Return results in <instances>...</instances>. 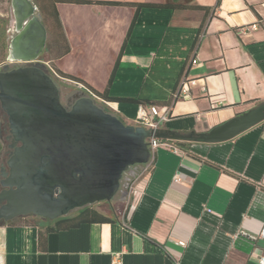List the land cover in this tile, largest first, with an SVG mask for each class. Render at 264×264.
Listing matches in <instances>:
<instances>
[{"label": "crops", "instance_id": "crops-1", "mask_svg": "<svg viewBox=\"0 0 264 264\" xmlns=\"http://www.w3.org/2000/svg\"><path fill=\"white\" fill-rule=\"evenodd\" d=\"M82 1L96 3L56 5L69 52L52 66L108 89L106 107L126 124L140 106H157L169 112L158 130L190 136L264 103V0H221L207 14L145 6L174 0ZM165 142L178 151L152 152L110 222H0V264H111L117 253L122 264H260L264 240L243 233L257 236L264 223V121L218 144Z\"/></svg>", "mask_w": 264, "mask_h": 264}, {"label": "water", "instance_id": "water-1", "mask_svg": "<svg viewBox=\"0 0 264 264\" xmlns=\"http://www.w3.org/2000/svg\"><path fill=\"white\" fill-rule=\"evenodd\" d=\"M15 36L0 68V106L13 152L3 168L0 222L37 216L55 221L98 203H111L125 174L128 192L149 164V140L218 144L264 121V103L207 133L179 136L128 125L83 93L70 108L39 60L47 30L32 0H12Z\"/></svg>", "mask_w": 264, "mask_h": 264}, {"label": "trees", "instance_id": "trees-1", "mask_svg": "<svg viewBox=\"0 0 264 264\" xmlns=\"http://www.w3.org/2000/svg\"><path fill=\"white\" fill-rule=\"evenodd\" d=\"M39 1L43 3V5L39 6L40 10L42 12H45L46 14H48L49 17L53 18L55 21L56 27L58 28L59 34L58 35L56 34V36L59 40H57V41H60L61 43L63 42V44H64V47L62 48V52L60 53V55L67 54L69 52V46H68L67 39L65 37L61 22H60V18H59L58 12H57L56 5L59 3L94 4L96 2L82 1V0H39ZM188 1H190V0H188ZM220 3H221V0H218L215 7L206 8V7H201V6L195 5V4L192 5L191 3L190 4H182L179 2V0H174L171 3L159 4V5L149 4V5H145V6L156 7V8H165V9H170V10H200V11H204L207 14L211 11H215L220 6ZM111 4H113V5H125L123 3H111ZM135 20H136V16L134 18V21ZM3 24H5L4 20L0 19V26H2ZM10 42H11V40L8 41L6 38V30L0 31V63H2V62L6 63L8 52H9ZM56 71L65 79L84 84L80 79H77L73 76L59 72L58 70H56ZM112 80H113V74H112L110 82H109V87L112 83ZM92 91L96 95H98L99 97L103 98L106 101H112L113 100L111 97L108 96V89L103 94L95 92L94 90H92ZM1 149H2V146L0 145V150ZM110 221H111L110 218L99 213L97 210L94 209L93 206H88V207H85L83 209H80L75 215L58 219L54 223V225L52 227H50L49 230H68L71 228L79 227L81 224H84V223H105V222H110Z\"/></svg>", "mask_w": 264, "mask_h": 264}, {"label": "rangeland", "instance_id": "rangeland-1", "mask_svg": "<svg viewBox=\"0 0 264 264\" xmlns=\"http://www.w3.org/2000/svg\"><path fill=\"white\" fill-rule=\"evenodd\" d=\"M33 3L37 6L38 12L37 15L39 16L40 20L42 21L43 25L45 26L48 34L46 48L44 52L42 53L40 57L41 62H49L51 63V59L53 57H56L62 52V43L58 45L59 40L56 36V34H59L58 28L56 27L55 21L53 18L49 17L48 14L45 12H42L40 10V5H43L42 2L39 0H32ZM182 4H190V1L188 0H179ZM12 0H0V19L4 20L5 24L0 26V31L6 30V38L8 41H10L13 36H15V19L13 15V9H12ZM5 64V62L0 63V68ZM52 65V63H51ZM57 83L60 86V92H61V101L64 104H68V97L70 95H78L81 94L78 93L80 90L75 84L68 82V81H61L56 80ZM100 107H102L104 110L106 109L107 112L110 113L109 109L102 103H97ZM1 114V113H0ZM1 120V119H0ZM129 125V124H128ZM134 125V124H132ZM7 150L6 144H3L2 151L0 152V160L4 159V151ZM123 199H120L119 197H116L113 199L112 203H98L93 206L95 209H97L99 212H101L103 215L107 217H115L117 215H120L124 213L125 206H122Z\"/></svg>", "mask_w": 264, "mask_h": 264}, {"label": "built area", "instance_id": "built-area-1", "mask_svg": "<svg viewBox=\"0 0 264 264\" xmlns=\"http://www.w3.org/2000/svg\"><path fill=\"white\" fill-rule=\"evenodd\" d=\"M257 29H258V25L254 24L252 26L243 27L239 31L241 34H247L251 30H257ZM42 63L45 65L47 73L54 80L71 82L75 84L80 90H82L85 96L93 99L96 103L100 102L104 104L105 106L108 104L105 100H103L101 97L96 95L91 89H89L84 84L77 83V82L63 78L56 71V69L51 65L50 62H42ZM180 94L183 95L184 98L188 97V90L185 88V85L182 86V90ZM168 119H169V112L167 110L162 112L157 106H149V107L140 106L138 113H137V117L135 121L133 122V124L134 126L144 127L147 130H158L159 126L162 123L166 122ZM159 146H165L166 148L174 152L178 151L177 147L173 146L172 144L168 142L161 141L156 138H152L149 140V148L151 150V153L154 152ZM243 235H246L251 240H257V239L264 240V223H263L260 233L257 236H248L247 234H244V233ZM111 264H122V254L120 253L114 254L112 257ZM260 264H264V259L260 260Z\"/></svg>", "mask_w": 264, "mask_h": 264}, {"label": "flooded vegetation", "instance_id": "flooded-vegetation-1", "mask_svg": "<svg viewBox=\"0 0 264 264\" xmlns=\"http://www.w3.org/2000/svg\"><path fill=\"white\" fill-rule=\"evenodd\" d=\"M67 101H68V104H64V103H62V104L65 107L70 108L71 105L75 101V95H70L68 97ZM0 113H1L0 114V119H1L0 120V145L3 146V144H6V146H7V150L4 151V159L0 160V181H1V180H3V168H6V170L8 171L7 160L9 158L10 154L13 152V148H12L13 139H12V137L10 135L8 117H7L6 113L2 110L1 106H0ZM1 151H2V149L0 150V152ZM0 157H1V155H0ZM127 178H131V176L128 173L123 176V180L121 182L120 191H119V193L116 196V197H119L120 199L123 198L124 195H126L127 192H128L127 185H128L129 182H128ZM2 190H3V188L1 187V184H0V193L2 192ZM20 218H26V217H18L14 221H16V220H18ZM27 218L37 219V220H40V221H48L46 219H43V218H40V217H37V216H32V215L27 216Z\"/></svg>", "mask_w": 264, "mask_h": 264}]
</instances>
